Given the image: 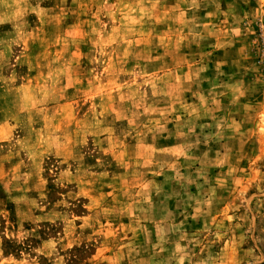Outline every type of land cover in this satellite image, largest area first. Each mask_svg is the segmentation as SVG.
Returning a JSON list of instances; mask_svg holds the SVG:
<instances>
[{
  "label": "clouds",
  "instance_id": "1",
  "mask_svg": "<svg viewBox=\"0 0 264 264\" xmlns=\"http://www.w3.org/2000/svg\"><path fill=\"white\" fill-rule=\"evenodd\" d=\"M0 264H264V0H0Z\"/></svg>",
  "mask_w": 264,
  "mask_h": 264
}]
</instances>
